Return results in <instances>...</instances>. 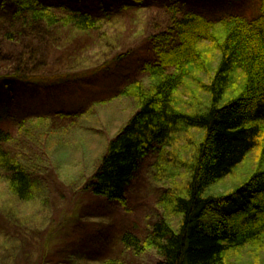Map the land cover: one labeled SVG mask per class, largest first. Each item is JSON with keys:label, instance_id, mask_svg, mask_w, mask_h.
<instances>
[{"label": "trees", "instance_id": "trees-1", "mask_svg": "<svg viewBox=\"0 0 264 264\" xmlns=\"http://www.w3.org/2000/svg\"><path fill=\"white\" fill-rule=\"evenodd\" d=\"M62 1L0 0V86L8 93L41 80L26 71L23 38L101 27L79 5L84 0ZM260 6L256 19L229 16L217 23L174 6L167 30L151 39L153 55L142 69L148 82L122 91L137 110L109 142L86 189L125 206L128 188L150 160L165 188L162 213L144 238L121 235L133 254L154 251L158 264H264V0ZM8 117L0 107V181L14 197L32 201V174L6 148L13 139L3 124ZM250 163L239 183L216 193Z\"/></svg>", "mask_w": 264, "mask_h": 264}, {"label": "rangeland", "instance_id": "rangeland-1", "mask_svg": "<svg viewBox=\"0 0 264 264\" xmlns=\"http://www.w3.org/2000/svg\"><path fill=\"white\" fill-rule=\"evenodd\" d=\"M260 4L84 0L79 5L102 22L98 30L47 29L31 41L23 38L26 71L34 70L41 80L17 84L12 94L0 86V107L9 111L3 124L13 136L6 148L20 157L36 187L34 199L23 201L0 181V264H158L156 252L138 256L120 241L125 232L144 238L161 216L158 199L165 188L155 180L150 160L128 188L125 206L86 189L109 142L137 110L121 93L133 83L148 82L142 69L153 55L151 39L167 30L174 6L179 14L193 12L217 23L229 16L256 19ZM252 166H241L216 193L234 187Z\"/></svg>", "mask_w": 264, "mask_h": 264}]
</instances>
